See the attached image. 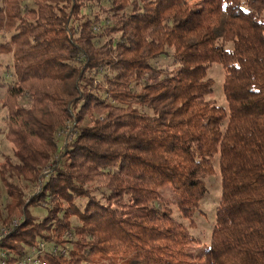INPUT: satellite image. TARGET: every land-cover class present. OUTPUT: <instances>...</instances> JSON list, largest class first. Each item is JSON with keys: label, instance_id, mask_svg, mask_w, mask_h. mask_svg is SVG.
Segmentation results:
<instances>
[{"label": "trees", "instance_id": "16d2710c", "mask_svg": "<svg viewBox=\"0 0 264 264\" xmlns=\"http://www.w3.org/2000/svg\"><path fill=\"white\" fill-rule=\"evenodd\" d=\"M0 55L15 77L0 98L15 258L55 241L68 255L47 264H183L194 239L161 189L192 220L218 161L204 264H264V0H0ZM215 62L228 109L209 99Z\"/></svg>", "mask_w": 264, "mask_h": 264}, {"label": "rangeland", "instance_id": "374dc122", "mask_svg": "<svg viewBox=\"0 0 264 264\" xmlns=\"http://www.w3.org/2000/svg\"><path fill=\"white\" fill-rule=\"evenodd\" d=\"M191 3L196 0H188ZM226 49H232L233 43L225 44ZM164 66L170 63L169 59L161 60ZM219 62H215L210 66L208 71V77L212 78L215 82L214 93L209 96L210 100H213L217 106L228 109V101L226 99L224 91V78L225 69ZM0 67L4 73V80L0 82V98H2L6 92V85L15 79L13 73V57L12 55H0ZM27 101H23L26 103ZM8 111L0 104V161L6 156H10L13 161H17L15 150L13 145L5 138L6 119ZM64 147V144L63 146ZM216 173L206 179V185L208 192L201 202V208L195 213L193 219L183 217L179 211L177 204L180 202L181 197L172 186L161 189V195H163V205L171 207L173 216L178 222L187 225L190 228V232L193 236V242L186 244L185 251L182 256L183 264H204L206 252L210 246V240L213 235V231L216 224L217 210L220 205L222 197V182L221 173L218 161L215 164ZM0 189L4 191V187L0 182ZM84 203V201H79ZM33 213L38 217H43L44 212L37 208L33 210ZM22 219L23 216L18 217ZM76 222V218L73 219ZM193 222V225H191ZM3 226V225H2ZM115 259H119L116 257ZM109 261V260H108ZM121 260H119V263Z\"/></svg>", "mask_w": 264, "mask_h": 264}, {"label": "built area", "instance_id": "2783aa9c", "mask_svg": "<svg viewBox=\"0 0 264 264\" xmlns=\"http://www.w3.org/2000/svg\"><path fill=\"white\" fill-rule=\"evenodd\" d=\"M62 136L67 138L66 142H71L75 136L72 126L69 125L62 132ZM40 188L36 191L38 192ZM30 198H27V202ZM22 219H15L9 225L0 226V264H47L45 258L50 255H68V249L55 241H40L36 245L27 246L24 252L15 256L8 248L2 246L4 240L18 229Z\"/></svg>", "mask_w": 264, "mask_h": 264}]
</instances>
